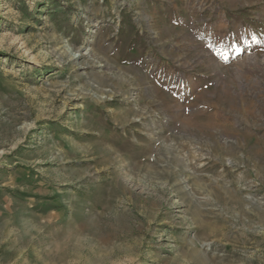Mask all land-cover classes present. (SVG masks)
Returning <instances> with one entry per match:
<instances>
[{"label": "rangeland", "instance_id": "1", "mask_svg": "<svg viewBox=\"0 0 264 264\" xmlns=\"http://www.w3.org/2000/svg\"><path fill=\"white\" fill-rule=\"evenodd\" d=\"M0 264H264V0H0Z\"/></svg>", "mask_w": 264, "mask_h": 264}]
</instances>
